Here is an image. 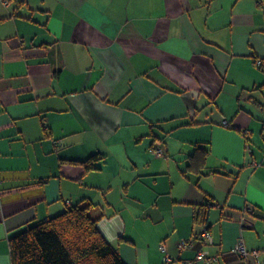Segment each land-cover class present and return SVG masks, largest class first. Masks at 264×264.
I'll list each match as a JSON object with an SVG mask.
<instances>
[{"label":"crops","instance_id":"0c3cea01","mask_svg":"<svg viewBox=\"0 0 264 264\" xmlns=\"http://www.w3.org/2000/svg\"><path fill=\"white\" fill-rule=\"evenodd\" d=\"M8 1L0 264H11V234L81 200L97 205L96 226L125 264H184L195 251L179 242L203 228L217 259L197 264H246L239 240L264 261L257 0ZM157 139L162 156L150 151Z\"/></svg>","mask_w":264,"mask_h":264},{"label":"trees","instance_id":"16d2710c","mask_svg":"<svg viewBox=\"0 0 264 264\" xmlns=\"http://www.w3.org/2000/svg\"><path fill=\"white\" fill-rule=\"evenodd\" d=\"M101 157L98 153L91 155L84 162L85 168H93ZM206 205L211 206L212 202ZM96 207L81 200L55 216L11 234V264H125L98 230L96 223L101 215L93 214Z\"/></svg>","mask_w":264,"mask_h":264},{"label":"built area","instance_id":"2783aa9c","mask_svg":"<svg viewBox=\"0 0 264 264\" xmlns=\"http://www.w3.org/2000/svg\"><path fill=\"white\" fill-rule=\"evenodd\" d=\"M3 3L7 6L9 5L8 0H2ZM258 6L264 9V0H257ZM258 64H262V61L259 60ZM150 151L154 153L156 156L163 155V148L161 140H154L153 144L150 147ZM213 243L212 236L207 228H203L201 232L195 234L192 239L181 241L178 244L179 248H190L194 249L195 255L192 260H188L184 262V264H197V262H206L212 263L215 262L217 257L210 253L208 246ZM162 250H164V245L160 246ZM233 251L238 253L240 256L244 257L246 260V264H264V261L257 260L258 250L252 249L248 250L243 242L239 240L235 246L233 247ZM165 260L170 261L169 256H165Z\"/></svg>","mask_w":264,"mask_h":264}]
</instances>
